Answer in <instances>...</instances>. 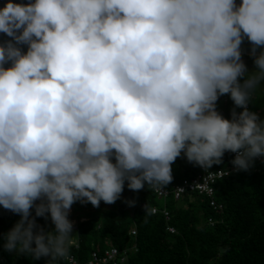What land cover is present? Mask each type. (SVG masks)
I'll return each instance as SVG.
<instances>
[{
	"label": "clouds",
	"instance_id": "clouds-1",
	"mask_svg": "<svg viewBox=\"0 0 264 264\" xmlns=\"http://www.w3.org/2000/svg\"><path fill=\"white\" fill-rule=\"evenodd\" d=\"M0 33L15 41L0 44V206L21 216L8 252L73 264L76 202L114 204L125 182L159 191L181 154L205 170L226 152L237 171L264 157V120L248 108L264 81V0H9Z\"/></svg>",
	"mask_w": 264,
	"mask_h": 264
},
{
	"label": "trees",
	"instance_id": "trees-1",
	"mask_svg": "<svg viewBox=\"0 0 264 264\" xmlns=\"http://www.w3.org/2000/svg\"><path fill=\"white\" fill-rule=\"evenodd\" d=\"M241 59L246 60L245 65L256 69L255 57L241 56ZM260 94L259 88L253 102L256 112L264 111V97L259 99ZM234 107L230 97L221 96L217 101V111L226 119L232 118ZM240 110L236 108L237 112ZM230 158L231 152H226L222 163L211 168L225 169ZM257 167L254 160L248 171L219 182L216 199L224 205L221 213L210 207L206 197L189 193L180 201L170 199L167 202L171 212L169 222L161 215L145 216V210L140 206L142 202L151 206H159L160 202L147 184L140 191H132L127 182L111 210L104 211L100 206L78 201L72 206L74 213L82 206L87 216L72 233L80 249L75 251L72 247L70 254L85 261L94 250L103 252L111 246L122 250L134 241L139 251L127 264H264V171L258 172ZM172 169L173 181L166 187L169 189L200 173V167L189 163L183 154L176 159ZM131 201H135L134 206L127 203ZM31 212L35 217V208ZM35 218L37 225L46 232L54 230L50 214L48 219ZM82 218L83 215L79 216L78 221ZM210 218L216 221L214 226L209 225ZM20 219V215L0 206V264H48L49 258L36 260L5 250L4 237ZM168 226L175 228L176 233H169ZM132 227L137 229L134 239L130 235Z\"/></svg>",
	"mask_w": 264,
	"mask_h": 264
},
{
	"label": "built area",
	"instance_id": "built-area-1",
	"mask_svg": "<svg viewBox=\"0 0 264 264\" xmlns=\"http://www.w3.org/2000/svg\"><path fill=\"white\" fill-rule=\"evenodd\" d=\"M225 99L230 97L229 95H224ZM255 99V95L253 96L252 101L249 103L248 108L250 111L256 112L253 108V102ZM243 109L241 108L240 112ZM239 113V112H238ZM260 119H262L259 112H256ZM236 153H231V158L229 160L228 166L225 169H203L200 167V173L189 179L183 180L180 184L175 185L171 189L163 187L159 191H155L149 189L151 193L155 196V198L160 202V205H154L150 207L155 208L157 211L154 215H161L164 219L169 222L171 220V212L167 206V202L170 199H174L175 201H180L183 197H185L189 193H195L199 196H204L207 198L210 207L216 212L221 213L224 210V205L219 203L216 199V186L222 180L229 178L233 175H238L242 171H237L235 166L232 164ZM257 163V171L262 172L264 171V157H257L255 159ZM147 202H142L140 206L144 209ZM85 205V204H84ZM73 213V209L71 208L70 214ZM86 219H81L80 221H73V231L77 230V226L79 222H83ZM210 226H214L216 221L213 218H210L208 221ZM167 231L171 234H175L176 230L172 226L167 227ZM130 235L133 239L137 236V229L136 227H132L130 229ZM130 246V247H129ZM127 246L126 248L120 250L117 247H109L105 251H101L100 249L94 250L91 252L90 256L85 260L81 261L78 256L71 254L74 258L73 264H127L130 257L133 254L138 253L139 249L137 243L133 241L131 245ZM75 251H79L80 245L79 242L72 246ZM59 264H66V262L60 261Z\"/></svg>",
	"mask_w": 264,
	"mask_h": 264
},
{
	"label": "water",
	"instance_id": "water-1",
	"mask_svg": "<svg viewBox=\"0 0 264 264\" xmlns=\"http://www.w3.org/2000/svg\"><path fill=\"white\" fill-rule=\"evenodd\" d=\"M9 2V0H0V8H3L7 3ZM11 2L13 3H20V4H28L29 2L34 3L35 0H11ZM242 2V0H236V3L239 5ZM13 42L15 43V41L13 40V38L8 37L6 34L4 33H0V44H4L6 45L8 42ZM17 47H20L21 50L23 52H27L28 47L27 45H17ZM254 45H252L248 39L245 37L243 40V43L241 44V56H248V57H254L253 53H252V49H253ZM261 53H264V46H260L256 48V53L255 56H259ZM6 68L7 67H11V62H9L8 64L4 65Z\"/></svg>",
	"mask_w": 264,
	"mask_h": 264
},
{
	"label": "rangeland",
	"instance_id": "rangeland-1",
	"mask_svg": "<svg viewBox=\"0 0 264 264\" xmlns=\"http://www.w3.org/2000/svg\"><path fill=\"white\" fill-rule=\"evenodd\" d=\"M242 61H243L244 64H246V60H245V59H242ZM246 67H247V73H246V76L256 71V69H254V68L251 67V66H247V65H246ZM244 79H245V77H241V78H239V82H240L241 84H243ZM259 88H260V90L262 91V94H260V96H258V98L261 99V98L264 97V81H261V83H260V85H259ZM258 112H259V114L261 115V117L264 118V111H263L262 109H260ZM112 205H113V204H106V203H104V202L102 201V203L100 204V208L103 209L104 211H108V210H111V209H112ZM72 208H73V207H72ZM84 210H85V207L80 206L79 209H78V211H76L75 214H72V215H74L75 217H76V216L79 217V216H82V215H83V217H84V216H87V214L85 215V211H84ZM91 210H92V209H90L89 211H91Z\"/></svg>",
	"mask_w": 264,
	"mask_h": 264
},
{
	"label": "crops",
	"instance_id": "crops-1",
	"mask_svg": "<svg viewBox=\"0 0 264 264\" xmlns=\"http://www.w3.org/2000/svg\"><path fill=\"white\" fill-rule=\"evenodd\" d=\"M73 214H75V213H73ZM83 219H84V217H83ZM69 220L72 221V222L73 221H78V217L77 216L75 217L74 215H69Z\"/></svg>",
	"mask_w": 264,
	"mask_h": 264
}]
</instances>
